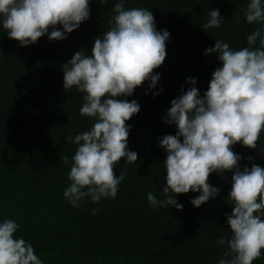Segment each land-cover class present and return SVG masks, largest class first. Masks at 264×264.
I'll use <instances>...</instances> for the list:
<instances>
[{"label":"trees","instance_id":"1","mask_svg":"<svg viewBox=\"0 0 264 264\" xmlns=\"http://www.w3.org/2000/svg\"><path fill=\"white\" fill-rule=\"evenodd\" d=\"M117 2L90 0V18L59 41L45 35L20 46L0 25V221L16 220V235L33 245L44 264H218L226 246L216 241L231 235L225 213L234 207L228 199L233 172L210 174L208 182L220 192L198 208L190 200L199 192L171 194L182 210L153 208L147 194L167 198L162 193L167 153L159 140L177 131L164 122L171 101L191 87L185 83L188 77L197 80L201 96L208 90L212 73L221 66L217 54L205 55L215 40L239 50L248 47V35L260 25L246 22L249 0H126V8L150 10L157 30L169 31L167 55L152 73L161 74L157 88L149 89L145 81L126 98L140 104V112L126 121L131 125L128 149L138 158L116 163V176L126 172L116 198L99 203L86 198L73 207L63 195L71 183L70 164L63 157L71 161L77 150L68 137L88 131L95 120L80 114L85 94L64 89L63 65L77 51L91 54L95 39L111 27ZM215 9L224 20L205 31L207 13ZM232 151L242 157L241 170L264 167V131L255 149L238 142ZM253 264H264V250Z\"/></svg>","mask_w":264,"mask_h":264},{"label":"clouds","instance_id":"2","mask_svg":"<svg viewBox=\"0 0 264 264\" xmlns=\"http://www.w3.org/2000/svg\"><path fill=\"white\" fill-rule=\"evenodd\" d=\"M125 2L114 4L111 27L95 39L91 54L77 51L63 65L64 89L75 87L84 93L80 114L95 120L88 131L68 137L77 150L71 161L63 157L70 164L71 182L63 195L73 207L86 198L92 203L116 198L126 176L123 170L115 175L116 163L125 158L131 164L138 158L128 149L131 125L126 121L140 112V104L126 98L145 81L149 89L157 88L161 74L152 73L167 55L169 31L157 30L150 10L126 8ZM100 3L107 5L109 0ZM89 4L90 0H0V25L20 46L35 44L45 35L49 41H59L90 18ZM207 15L205 31L221 26L224 18L219 9ZM244 15L247 23L260 25L248 35V47L236 50L215 40L205 55L217 54L221 66L212 73L208 90L201 96L197 80L188 77L185 83L191 87L182 88L171 101L164 122L177 131L159 140L167 153L162 192L167 198L147 194L153 208L182 210L171 194L199 192L190 200L198 208L220 192L208 182L210 174L233 172L228 199L234 207L231 214L225 213L231 235L216 241L226 246L218 264H253L264 250V167L245 165L241 170L242 157L232 151L238 142L255 149L264 131V0H249ZM96 212L92 210L93 215ZM19 227L14 219L0 221V264H44L33 245L16 235Z\"/></svg>","mask_w":264,"mask_h":264}]
</instances>
